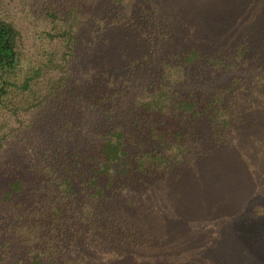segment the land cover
Returning <instances> with one entry per match:
<instances>
[{
	"label": "trees",
	"instance_id": "obj_1",
	"mask_svg": "<svg viewBox=\"0 0 264 264\" xmlns=\"http://www.w3.org/2000/svg\"><path fill=\"white\" fill-rule=\"evenodd\" d=\"M247 1L248 7L253 8L245 14L249 21L262 24L260 32L264 35V0H229L226 9L233 16L235 7ZM32 3L34 7H22V14L46 23L38 31L41 36L32 55L22 53L24 43L16 15H0V115L19 120L24 114L37 111L42 114L57 101L64 108H76L65 110L60 122L62 132L72 129L81 114L87 124L80 134V141L85 143L81 150L61 144L47 163L34 167L37 185H42L38 190L40 197L45 199L33 201L37 203L36 209L13 211L14 231L25 242V259L13 264H83L77 258L61 262L64 248L59 245L65 241L70 246L76 244L74 247L80 250L92 241L98 245L108 241L114 247L136 248L144 238L141 230L126 226L125 221L114 215L105 216L104 194L117 195L136 185L158 183L174 167L198 160L204 151L202 147L209 145L211 220L220 229L217 235L221 241L214 247L217 256H213L217 264H264V216L257 223L247 220L242 212L236 215L231 210L227 212V203H235L238 198L234 194L239 187L236 180L244 187L249 175H263L264 165L253 161L242 148L239 154L247 159V177L226 174L221 164L226 161L225 156L235 154L237 146L232 143L229 146V140H235L237 132L246 139H256L259 145L251 152L256 151L257 160L264 159V54L254 52L248 57L250 46L243 39L232 48L216 50L211 55L194 46L179 57L173 52L151 54L157 50L148 48L149 53L142 56L130 55L116 74L108 70L111 58L102 57V68L92 70L87 83L76 89L71 67H75L77 54L85 44H99L101 35L115 28L127 35L134 33L147 44L157 40L154 35H164L153 21V5L150 0ZM139 39L131 41L128 48L141 46ZM128 48L123 49L124 56ZM156 57L159 58L155 60ZM253 65L251 71L256 73L248 72L245 78L240 71H248ZM191 67L211 68L213 75L230 76L217 89L202 83L183 91L178 86L182 82L180 77L188 74L186 69ZM81 90L84 96L78 94ZM126 94L128 103L121 104L118 99ZM88 108H93V116L84 112ZM139 111L151 113L153 119L141 123L138 115L129 120V112ZM99 120L105 122L103 128L99 127ZM202 121L211 130L208 142H202L203 136L194 133L195 126ZM131 145L135 146L133 150L129 149ZM213 147L223 150L216 155ZM52 179L59 190L47 188ZM74 182L77 192L73 190ZM24 186L20 179L10 181L3 197L19 195Z\"/></svg>",
	"mask_w": 264,
	"mask_h": 264
},
{
	"label": "rangeland",
	"instance_id": "obj_2",
	"mask_svg": "<svg viewBox=\"0 0 264 264\" xmlns=\"http://www.w3.org/2000/svg\"><path fill=\"white\" fill-rule=\"evenodd\" d=\"M33 1L0 0V15L8 17L15 14L17 17L16 23L23 37L24 55L36 52L38 38L41 36L38 31L46 25L40 18L22 14V7H34ZM228 1L150 0L153 5V21L163 30L164 35H154L158 41L147 44L141 41L138 35H127L128 33L115 28L106 35H101L99 44H85L77 54L75 67H71L76 80L74 88L78 89L80 84L87 83L89 73L96 68H102L100 63L103 59L111 58L108 70L116 74L120 70L119 67L129 61L130 55L142 56L149 53L148 48L157 50L151 54L164 55L166 52H173L179 57L194 46L199 48L201 53L211 55L216 50L230 49L239 39H243L250 46L248 57L254 52L264 54V35L260 32L262 24L257 20L249 21L248 15L245 14L247 9L253 8L248 7L249 1L243 6L240 4L235 7L234 17L229 15L226 9ZM112 6L116 5L112 3ZM137 39L140 40L138 42L141 46L128 48L129 43H135ZM125 48L128 50L124 56L122 51ZM113 66L117 68L114 69ZM251 68H255V65L250 66L248 71L243 69L240 72L246 78L248 72L256 73L251 71ZM186 72L188 74L180 77L182 82L175 83L183 91L200 87L202 83L210 89H217L227 82L230 76L218 73L213 75L211 68L195 70L191 67L186 69ZM78 94L84 96L82 90ZM128 96L129 94L120 96L118 101L121 104L128 103ZM59 104L60 102L55 101L51 109H45L44 113L39 114L37 111L24 114L19 120L0 115V264H13L25 259V242L22 241V235L14 231L16 221L13 211L32 209L31 207L36 209L38 206L34 202L45 199L40 197L38 190L42 185H37V171L34 167L39 163H47L50 154L61 144L71 150L72 147H78V151L85 145L80 141V134L82 135L85 128L83 125L87 124L86 118L82 114L79 115V121L74 123L73 128L67 129L66 133L62 132L60 122L63 121L65 110L76 108H64ZM92 111L93 108L84 110L93 116ZM140 112H129V120L136 119L138 115L141 117V123L153 119L151 113L139 114ZM98 124L100 128L105 126L102 120H99ZM194 133L203 136L202 142L210 141L211 130L206 121L197 124ZM241 134L237 132L235 140H229V146L232 143L237 149L235 154L233 151L232 155H228L229 158L225 156L226 161L221 164L226 174L237 173L247 177V159L243 154H239L240 148L247 151V155L251 156L253 161H258L260 166L264 165V159L257 160L254 155L256 151L251 152L259 145L256 139H246ZM69 137L72 139H68ZM134 148V145L129 147L130 150ZM202 148L204 151L198 160L174 167L158 183L146 187L136 185L117 195L104 194L107 197L102 204L105 216L114 215L125 221L126 226L140 229L144 238L140 239L139 246L127 249L114 247L108 241L100 245L92 241L80 250L81 248L74 247L76 244L70 246L65 241L59 245L64 248L61 262L67 263L77 258L82 260L83 264H217L213 255L217 256L218 251L214 250V247L220 245L221 241L217 235L220 229L216 227L213 219L211 220V145ZM212 150L218 155L223 148L218 150V147H213ZM261 172L263 175H249V182L244 187L236 180L235 185L239 187L234 194L238 198L235 203H227V212L231 210L234 215L242 212L246 219L252 222L263 220L264 200L260 198L264 197V167ZM14 179L24 181V190L19 195L5 199L3 196L7 185ZM75 182L73 190L77 192ZM250 183L254 184L249 185ZM50 187L49 191L59 190L55 179L47 185V188Z\"/></svg>",
	"mask_w": 264,
	"mask_h": 264
}]
</instances>
